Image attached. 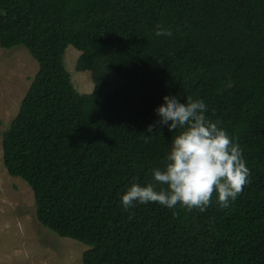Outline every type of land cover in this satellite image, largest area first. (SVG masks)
Listing matches in <instances>:
<instances>
[{
    "label": "trees",
    "instance_id": "obj_1",
    "mask_svg": "<svg viewBox=\"0 0 264 264\" xmlns=\"http://www.w3.org/2000/svg\"><path fill=\"white\" fill-rule=\"evenodd\" d=\"M0 47L37 64L2 135L4 168L42 227L89 247L82 264H264V0H0ZM68 47L89 94L73 87ZM169 94L203 99L240 145L249 183L227 207L215 191L204 212L121 206L180 131L157 123Z\"/></svg>",
    "mask_w": 264,
    "mask_h": 264
},
{
    "label": "clouds",
    "instance_id": "obj_2",
    "mask_svg": "<svg viewBox=\"0 0 264 264\" xmlns=\"http://www.w3.org/2000/svg\"><path fill=\"white\" fill-rule=\"evenodd\" d=\"M156 36H171L170 29L157 26ZM163 103L155 109L158 125L179 133L171 139V146L162 167L151 169L153 182H132L121 194L124 209L137 204L157 202L169 209L177 205L188 211L204 212L212 203L213 192L217 203L227 207L249 183L250 169L243 152L220 127L206 115L208 107L203 99L181 102L178 95H164ZM153 132V125L148 126ZM135 177L133 180L135 181ZM157 185H163L157 189Z\"/></svg>",
    "mask_w": 264,
    "mask_h": 264
},
{
    "label": "rangeland",
    "instance_id": "obj_3",
    "mask_svg": "<svg viewBox=\"0 0 264 264\" xmlns=\"http://www.w3.org/2000/svg\"><path fill=\"white\" fill-rule=\"evenodd\" d=\"M79 55L68 47L65 66L76 91L89 94L93 82L89 72L76 70ZM36 72V62L23 47H0V264H82L89 247L42 227L31 189L23 180L10 177L2 161V135L16 117Z\"/></svg>",
    "mask_w": 264,
    "mask_h": 264
}]
</instances>
